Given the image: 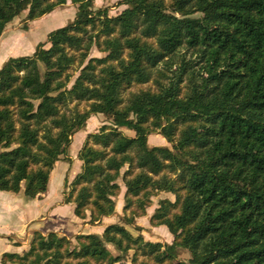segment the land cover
<instances>
[{
  "label": "trees",
  "instance_id": "1",
  "mask_svg": "<svg viewBox=\"0 0 264 264\" xmlns=\"http://www.w3.org/2000/svg\"><path fill=\"white\" fill-rule=\"evenodd\" d=\"M67 1L0 0V38L24 12L35 21ZM72 2V22L0 68V191L41 198L56 164L72 163L73 136L103 116L65 202L100 223L116 213L122 179L124 209L136 208L75 242L35 232L5 264H264V0H123L117 16ZM94 47L106 56L90 58ZM155 133L171 147L149 146ZM160 193L175 200H161L150 223L170 244L126 228Z\"/></svg>",
  "mask_w": 264,
  "mask_h": 264
},
{
  "label": "rangeland",
  "instance_id": "2",
  "mask_svg": "<svg viewBox=\"0 0 264 264\" xmlns=\"http://www.w3.org/2000/svg\"><path fill=\"white\" fill-rule=\"evenodd\" d=\"M123 0H95L96 8H107L109 10L110 16H117L121 14L126 8V5H122ZM78 10V6L72 2V0H68L65 5L56 7L51 13L43 16L42 18L35 21H26L27 11L24 12L21 16L14 19L6 28L4 34L1 37L0 41V51H5L7 49V56L10 57H22V56H31L35 53L37 46L40 43H44L47 41V37L50 32L55 31L61 27L66 26L70 22H72ZM49 47V45H47ZM106 54L100 52L96 47L93 48L90 54V58H103ZM71 73L73 74V79L78 76L79 71L77 68H74ZM147 89H155V86L152 82L145 85H135L129 91L125 93V97L127 98L131 92H139L141 90ZM76 104H72L71 106H75ZM86 107L85 104H81L79 108L83 110ZM108 124L107 120L103 116H93L91 117L84 130L78 132L75 136H73L72 146L70 149V156L74 158V163L76 159V153L79 152V149L84 144L83 142L87 139L89 134L97 133L100 131V128ZM123 133L127 136H134V133L128 131L126 129L122 130ZM85 136V137H84ZM83 139L82 143L81 138ZM149 146H167L171 147L170 144L159 134L155 133L149 137ZM78 159V156H77ZM79 160V159H78ZM64 171L60 170L56 167L54 171V176L51 177V185H49V193L54 190V188H59L58 194L61 195V190L64 189V192H69V184L73 181L71 180V173L82 170V168H74L73 162L72 164H68L66 162ZM68 168V169H67ZM67 170V171H66ZM127 170V167L122 170L124 173ZM66 171V173H65ZM64 173L67 174L65 176V182L62 184V179ZM59 179V180H58ZM61 179V180H60ZM53 181V183H52ZM121 185V193L116 198V213L113 216L105 217L102 219L99 225H94L90 228L85 226V223L81 221L75 220V224L73 225V229L71 231H67L66 237L75 242L74 238L78 234L89 233L91 230H96L98 234H101L100 231H104L106 227L112 224H123L124 219L132 216V210L136 208L134 205L131 209L125 211V194L126 187L121 180H119ZM53 184V185H52ZM64 185V187H62ZM24 186V184H23ZM54 186V188H53ZM163 199H170L172 201L175 200V197L172 194L168 193H160L158 196L153 197V204L150 207H147V213L145 216L136 219L135 225L127 226L126 228L135 236L142 235L146 241L150 242H160L162 244H170L173 242V236L169 233L166 227H153L150 223V219L153 216L155 210L159 207V202ZM74 216H70V219ZM135 226L141 228V230H136ZM95 231L92 233L96 234ZM109 249L112 251L114 255H116V251L112 246H109ZM190 255L187 252H182L180 259L183 261H188ZM144 259L140 256L138 258V264L142 262ZM128 264H131V258H129Z\"/></svg>",
  "mask_w": 264,
  "mask_h": 264
},
{
  "label": "crops",
  "instance_id": "3",
  "mask_svg": "<svg viewBox=\"0 0 264 264\" xmlns=\"http://www.w3.org/2000/svg\"><path fill=\"white\" fill-rule=\"evenodd\" d=\"M7 54H9L7 53V49L3 52L0 51V68L8 59L12 58L10 57L11 55L7 56ZM83 139L85 138H81L80 144L83 142ZM85 141L83 143H85ZM79 152H75L77 154L75 163L73 157L70 156L69 158L74 163V168L81 169L82 162L77 159ZM64 162L68 163L67 161L61 160L56 164L51 173V177L54 176L56 167L62 171L66 169ZM80 172L81 170L78 171V173L75 172V174L72 172L71 180H74ZM65 173L62 184L65 182V176L67 175ZM50 183L49 185H51ZM62 187H64V185H62ZM58 191L59 188H54V190L49 193L48 189L45 195L36 199H28L24 194V189L20 193L0 191V264H5L4 258L6 255H23L29 249L31 237L35 232H40L43 235L54 232L66 236L67 231L73 229L72 224H75V220L85 223V226L88 228L94 226L89 224L87 220L76 217L74 213L75 205L65 202L64 189L61 190V195L58 194ZM72 213H74V216L70 219ZM105 219L106 218H104V220ZM99 224L100 223H96L95 225ZM92 231L96 232V230H91L89 233L85 234H90ZM100 232L102 234V231ZM96 234L98 233L96 232ZM6 264L13 263L7 262Z\"/></svg>",
  "mask_w": 264,
  "mask_h": 264
}]
</instances>
